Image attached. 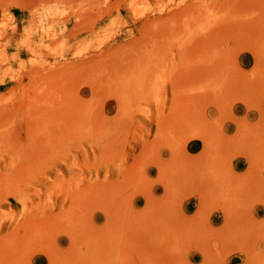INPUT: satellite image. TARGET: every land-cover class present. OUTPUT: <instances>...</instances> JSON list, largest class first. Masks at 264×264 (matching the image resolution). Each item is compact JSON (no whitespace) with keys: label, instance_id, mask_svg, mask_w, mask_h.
<instances>
[{"label":"rangeland","instance_id":"rangeland-1","mask_svg":"<svg viewBox=\"0 0 264 264\" xmlns=\"http://www.w3.org/2000/svg\"><path fill=\"white\" fill-rule=\"evenodd\" d=\"M0 264H264V0H0Z\"/></svg>","mask_w":264,"mask_h":264}]
</instances>
